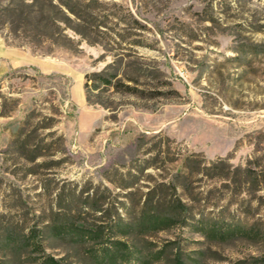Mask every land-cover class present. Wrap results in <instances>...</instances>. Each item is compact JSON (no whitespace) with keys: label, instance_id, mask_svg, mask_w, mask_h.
Masks as SVG:
<instances>
[{"label":"rangeland","instance_id":"obj_1","mask_svg":"<svg viewBox=\"0 0 264 264\" xmlns=\"http://www.w3.org/2000/svg\"><path fill=\"white\" fill-rule=\"evenodd\" d=\"M99 1L103 13L117 18L109 27H139L134 18L150 30L141 39L154 49H136L160 63L180 96L146 104L126 99L116 113L88 105L85 75L112 57L97 62L102 46L71 29L62 38L65 24L49 0L37 6L57 19L48 27L28 17L32 0H0V43L33 56L31 64L0 75V263L33 264L38 254L5 243L36 231L47 255L95 264L90 245L72 244L53 229L135 222L155 191L181 198L190 218L126 238L149 264H175L178 257L186 264H264V183L256 188L240 170L264 169V55L250 52L264 43L256 32L264 31V1ZM192 154L202 168L221 165L223 176H187ZM199 219L262 236L213 241L196 229Z\"/></svg>","mask_w":264,"mask_h":264},{"label":"trees","instance_id":"obj_2","mask_svg":"<svg viewBox=\"0 0 264 264\" xmlns=\"http://www.w3.org/2000/svg\"><path fill=\"white\" fill-rule=\"evenodd\" d=\"M49 1L54 8L59 10L61 15L59 22L65 24L63 29L58 27L62 38H67L65 32L67 29H71L80 36L81 41L85 40L90 45L102 46L104 53L97 62L104 61L108 56L112 57V61L106 64L103 69L85 75L84 92L88 105H99L116 113L125 106L126 99L146 104L157 100L173 101L180 96L173 81L162 69L160 63L152 57L141 55L136 49V47L147 50L154 49V45L148 43L147 39H141L142 33L150 32L145 25L132 18L139 27L127 25L118 30L115 27H109L108 24L117 18L114 14L103 13L105 4L99 0H57L58 5L53 4V0ZM80 1L85 2L81 6L83 9H79ZM40 2L41 0H32L31 5H28L31 9L28 17L36 19L37 25L41 27L56 26L57 19L52 14L47 15L42 8L38 9L37 6ZM119 24L120 22L116 21L115 26L118 27ZM133 28L141 30V33H138L140 35L133 33ZM261 28L256 29V32L264 33ZM68 41L71 42V39L68 38ZM127 42H129L128 49L123 47V44H127ZM250 52L253 56L264 55V43L254 44ZM198 156L192 154L185 159L187 176L200 171H209V174L215 172L216 176H223L224 168L221 165L213 163L210 167L202 168L196 160ZM225 161L221 160V162ZM240 170L252 178V183L256 188L264 183V169L248 167ZM187 176L183 178L185 179ZM156 196L157 200H155ZM189 210L190 207L181 198L167 200L164 194H155V191H151L147 194V199L135 222L126 224L115 222L107 227L100 226L96 229L69 224L54 228L53 231L59 238H67L72 244L90 245L88 254L95 264H149L150 261H147L149 256L145 257L143 250L128 242L126 238L136 232L144 234L167 230L179 224H188ZM196 229L207 238L218 242H227L242 237L259 239L262 236L258 230H246L240 225L216 220L199 219ZM39 238L40 235L36 231H32L24 239L8 236L5 244L13 251L30 249L33 254H38L37 257H34L33 264H65L63 261L47 255ZM158 254V257L152 258L154 260L162 258L163 252ZM175 264L186 263L178 257Z\"/></svg>","mask_w":264,"mask_h":264},{"label":"crops","instance_id":"obj_3","mask_svg":"<svg viewBox=\"0 0 264 264\" xmlns=\"http://www.w3.org/2000/svg\"><path fill=\"white\" fill-rule=\"evenodd\" d=\"M32 60L30 53L0 43V75L17 67L27 66Z\"/></svg>","mask_w":264,"mask_h":264}]
</instances>
